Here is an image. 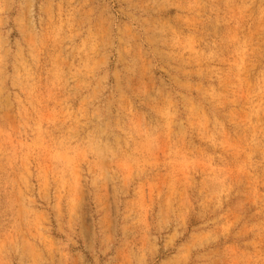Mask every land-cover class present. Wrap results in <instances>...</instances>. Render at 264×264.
<instances>
[{
    "label": "rangeland",
    "instance_id": "rangeland-1",
    "mask_svg": "<svg viewBox=\"0 0 264 264\" xmlns=\"http://www.w3.org/2000/svg\"><path fill=\"white\" fill-rule=\"evenodd\" d=\"M0 264H264V0H0Z\"/></svg>",
    "mask_w": 264,
    "mask_h": 264
}]
</instances>
